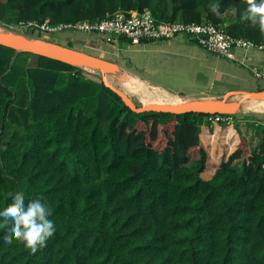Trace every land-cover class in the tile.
<instances>
[{"label":"trees","instance_id":"1","mask_svg":"<svg viewBox=\"0 0 264 264\" xmlns=\"http://www.w3.org/2000/svg\"><path fill=\"white\" fill-rule=\"evenodd\" d=\"M212 2L220 15L211 13ZM246 6L247 0H0V23L35 32L46 21L56 27L118 10L149 11L162 22L221 26L264 48L260 24L240 19ZM1 47L0 208L17 192L42 195L56 231L32 253L23 243L4 246L7 229L0 227V264H264V141L250 153L243 137L231 140L229 119L136 114L114 93L120 105L114 102L105 123L72 104L37 117L35 101L14 118L22 92L3 79L18 55L29 56L18 70L23 76L26 65L63 68L98 92L105 87L80 68ZM9 125L16 126L12 141L4 140Z\"/></svg>","mask_w":264,"mask_h":264},{"label":"crops","instance_id":"2","mask_svg":"<svg viewBox=\"0 0 264 264\" xmlns=\"http://www.w3.org/2000/svg\"><path fill=\"white\" fill-rule=\"evenodd\" d=\"M231 18L232 12H229L225 16L226 26L231 25L229 22ZM120 47L122 48L120 60L112 61L119 68L117 73L120 74L121 71L127 73L126 70H128L131 81L136 80L155 91L189 95L217 92L219 95L209 100H220L229 91L255 92L262 90L252 83L249 76L256 77L257 72L264 71V50L236 49L234 50L236 60L231 61L209 54L195 43L183 38L143 43L131 46L129 50H124V44ZM51 71H54L56 81H58L57 88L48 87L45 82H42L39 87L37 86L38 93L35 99L37 117L42 116L52 105L72 104L78 109H84V102L92 95L90 91L92 85L87 83V86L86 82L76 78V71L63 68ZM37 75L43 74L37 70ZM261 79L264 80V77ZM234 86L237 88L236 90L232 89ZM92 87L98 93V89ZM26 91L29 94V101L25 102L21 99L25 92L23 91L20 94L19 102L13 109L17 111L18 107L22 109L21 104L23 109L30 107L33 98L31 92ZM102 91L100 93L105 94L104 90ZM246 103L248 101L242 104L235 115L228 116L226 121L229 119L233 122L230 132L231 140L237 143L239 136L243 137L249 152L255 153L260 150L264 141V116L253 115L254 109L260 107ZM15 128L16 126L13 125L7 127L5 136L7 141H12L15 138Z\"/></svg>","mask_w":264,"mask_h":264},{"label":"rangeland","instance_id":"3","mask_svg":"<svg viewBox=\"0 0 264 264\" xmlns=\"http://www.w3.org/2000/svg\"><path fill=\"white\" fill-rule=\"evenodd\" d=\"M0 32L12 33L14 35L23 36L29 40L40 39L63 47H67V48L71 47V49L73 50L79 52L82 51L83 53L86 54L88 53L94 57H98L109 62L116 61V59L120 60L119 58L122 56L121 54L122 48L120 47V45L122 44L125 45L124 50L131 49L130 48L131 46H129L128 42L126 41L124 43L117 42L116 44H112L113 47L110 48L107 46L108 43H106L98 33L76 32V31L68 30L65 32L42 34L39 31L30 32L28 31V28L21 27L19 25L18 26L5 25L1 23H0ZM178 38H183V37H178ZM101 39L104 42L99 41ZM92 43H97V45H94ZM4 50L5 49L3 48L0 49V54L5 55ZM28 58L29 56L27 55H18L12 62L14 64V72H12L10 76L5 77L3 79V82L5 84L9 83V85L18 89L20 93L25 91L24 94L21 96V99L25 102L29 101V94L28 91H26L29 90L33 98L32 102H34L35 99L37 98V93H38L37 86L39 87L42 82H45L48 87L53 86L54 89H56L58 81H56L54 71L47 69H37V67H30L28 65H26L27 66L26 70L23 69L24 72V76H23L18 70L25 67L24 63L25 60ZM34 59H35L34 57L30 56L29 60H34ZM37 70L43 75H37ZM81 70L87 72L86 74L92 76L91 78H95V77L101 78L100 73L97 71H93L85 68H81ZM126 72L127 73L121 71L120 74L117 73L115 75H109L108 76L109 81L113 85L125 91V93L131 98L133 103L138 107L147 104L179 105L193 101H206L209 100L210 98H213L216 95H219V93L217 92H211V93L203 92L202 94L189 95V94H181V93L169 94L161 91H155V89L150 88L148 85L140 84L136 82V80L131 81L130 76L128 75L129 71L126 70ZM261 74L264 75V71L261 72ZM249 77L251 78L250 80L252 81V83L257 85V88H262V90H264V80L261 79L262 77L258 78L252 75H250ZM87 83L88 82H86V85L88 86ZM90 89L92 95L90 96V99L84 102L83 110H86L87 112L96 111L100 115V119L102 120V122L105 123L109 115L112 114V112L114 111V106H113L114 102L115 104L120 105L119 99L107 88H104L105 94H101L100 92L97 93L92 86ZM232 89L236 90L237 88L234 86ZM236 91H240V90H236ZM246 104L259 106L260 108H255L252 114L253 115L256 114L258 116H264V102L248 101V103ZM21 108L23 109L22 104H21ZM28 113H31V110H28ZM12 115L14 116V118L18 117V112L16 109L12 111ZM11 131L13 132V129ZM4 140L7 139L4 137Z\"/></svg>","mask_w":264,"mask_h":264},{"label":"built area","instance_id":"4","mask_svg":"<svg viewBox=\"0 0 264 264\" xmlns=\"http://www.w3.org/2000/svg\"><path fill=\"white\" fill-rule=\"evenodd\" d=\"M46 21L43 25L37 26V31L42 34L65 32L68 30L76 32L98 33L108 44H116L123 40L130 46H138L148 42L169 41L178 37L195 43L209 54L217 57L235 61L234 50L236 49H257L250 41L235 39L229 36L224 27H215L210 23L182 24L167 23L155 19L149 11L142 13L136 11L118 10L102 19L84 21L75 25H59L50 27ZM31 26V24H29ZM21 27H25L22 26ZM256 77H264L261 72ZM226 116L216 115L213 121H226Z\"/></svg>","mask_w":264,"mask_h":264},{"label":"water","instance_id":"5","mask_svg":"<svg viewBox=\"0 0 264 264\" xmlns=\"http://www.w3.org/2000/svg\"><path fill=\"white\" fill-rule=\"evenodd\" d=\"M0 46L15 51L16 55L26 53L58 61L72 67L97 71L100 73L104 87L117 95L122 103L136 114L153 112L172 115L195 113L212 116H233L247 101L264 102V90L255 92L229 91L220 100L193 101L179 105L147 104L138 107L125 91L109 81V75L119 72L118 66L112 62L51 42L40 39L29 40L12 33L0 32Z\"/></svg>","mask_w":264,"mask_h":264},{"label":"clouds","instance_id":"6","mask_svg":"<svg viewBox=\"0 0 264 264\" xmlns=\"http://www.w3.org/2000/svg\"><path fill=\"white\" fill-rule=\"evenodd\" d=\"M209 8L211 13L221 14L219 3L212 2ZM240 19L259 23L264 30V0H247ZM52 211L44 196L26 198L17 192L6 207L0 208V227L7 229L2 238L3 245L11 246L14 241L23 243L32 253L46 246L56 231Z\"/></svg>","mask_w":264,"mask_h":264}]
</instances>
